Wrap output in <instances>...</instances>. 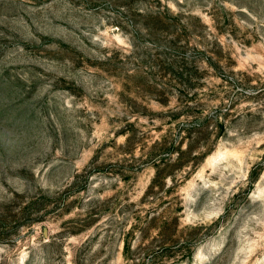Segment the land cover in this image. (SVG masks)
Wrapping results in <instances>:
<instances>
[{
  "label": "rangeland",
  "instance_id": "1",
  "mask_svg": "<svg viewBox=\"0 0 264 264\" xmlns=\"http://www.w3.org/2000/svg\"><path fill=\"white\" fill-rule=\"evenodd\" d=\"M0 264H264V0H0Z\"/></svg>",
  "mask_w": 264,
  "mask_h": 264
}]
</instances>
